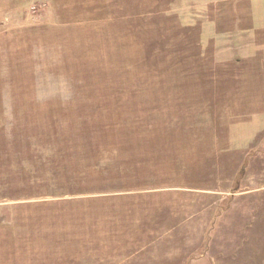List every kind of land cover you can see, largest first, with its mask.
<instances>
[{
    "label": "rangeland",
    "instance_id": "1",
    "mask_svg": "<svg viewBox=\"0 0 264 264\" xmlns=\"http://www.w3.org/2000/svg\"><path fill=\"white\" fill-rule=\"evenodd\" d=\"M0 264H264V0H0Z\"/></svg>",
    "mask_w": 264,
    "mask_h": 264
}]
</instances>
